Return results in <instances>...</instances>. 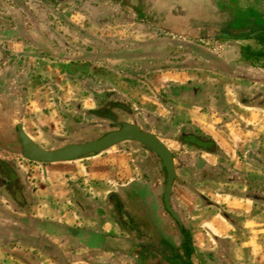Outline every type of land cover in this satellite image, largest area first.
Listing matches in <instances>:
<instances>
[{
    "label": "crops",
    "instance_id": "obj_1",
    "mask_svg": "<svg viewBox=\"0 0 264 264\" xmlns=\"http://www.w3.org/2000/svg\"><path fill=\"white\" fill-rule=\"evenodd\" d=\"M79 15L87 20L88 15ZM44 24L18 22L10 16L0 19V134L8 133L9 125L18 124V109L9 110L6 98L18 96L8 88H18L22 79L18 75L25 65L33 77L49 70H70L72 62L101 73L129 74L154 71L153 64L160 61L159 56L147 61V56L131 54L128 45L103 41L99 45L80 27L73 31L60 26L59 34H51ZM83 25L89 33L99 31ZM124 27L134 39L151 36L153 30L138 32L134 26ZM232 49L213 47L206 52L211 62L202 66L211 74L205 83L197 80L205 95L193 98L184 92L170 101L160 99L165 108L172 102L173 112L146 117L148 130L165 144H174L176 177L194 186L188 189L176 182L171 196L192 237L193 259L189 264H196V258H203L205 264H264V66L244 63L238 49ZM34 71L37 74H32ZM176 74L162 77L159 88L149 80L148 90L158 92L165 84L163 91L168 92L172 85L193 81ZM147 101L152 102L151 98ZM184 127L213 142L196 149L178 146L167 138L168 133L177 135ZM123 157L98 154L65 162H32L37 164L32 167L26 163L23 167L29 175L24 177L11 169L6 174L11 158L0 155V264H182L173 263L176 256L164 260L151 237L119 224L111 194L135 204L138 213L153 204L165 225L160 232L173 234L169 242L174 248L181 244L179 231L160 206L162 176L154 181L150 176H136L135 166L121 164ZM12 185L15 189H9ZM147 230L152 231V227ZM169 242L162 243L171 246ZM61 245L65 248L62 256L52 259L49 246L55 249Z\"/></svg>",
    "mask_w": 264,
    "mask_h": 264
},
{
    "label": "rangeland",
    "instance_id": "obj_2",
    "mask_svg": "<svg viewBox=\"0 0 264 264\" xmlns=\"http://www.w3.org/2000/svg\"><path fill=\"white\" fill-rule=\"evenodd\" d=\"M86 1L89 25H92L93 21L98 20V18L91 17V13L99 14V16L117 14L112 6L108 12L104 9L97 10V12L89 11L91 10L90 5H95V2L92 3V0ZM124 1L125 3L128 2L126 4H129V7L136 3L141 11L149 10L151 16H166L170 21L168 25L177 23V25L184 26V29H188V31H190V24L194 21H198V24L205 27L221 26L228 16V10L230 9V12L234 8L231 5L234 2L232 0ZM82 3L85 4L86 2L83 0ZM257 4L258 6L256 7L263 13L264 0H257ZM75 11V13L72 11V14H78V10L75 9ZM247 14V11H245V16ZM103 16L100 18H103ZM210 19L214 20V24L210 25ZM78 23L84 24L83 22ZM93 28L91 27L92 30H94ZM163 35L171 36L170 34ZM213 47L221 51L233 50L232 48H234V46L226 45L222 39H188V42L183 41L182 47L167 43L164 55L159 57L158 66L160 69L150 72L147 70H135L129 72V74L120 71H103L101 73L100 70L87 69V65H85L84 69L80 63L72 62L70 70H49L40 74L34 71L32 74L37 75L32 77L30 71L26 68L27 65H25L23 72L20 76L18 75V78H22L18 88L13 86L8 88V92H17L18 96L13 95L11 98H6L7 108L11 111L18 109V123L24 127L34 141L45 148H55L67 143L92 139L106 131L116 129L118 123L125 121L136 122L148 130L149 126L146 123L149 120L146 117H162L164 113L173 112L174 109L172 102L167 104L166 108L165 103L160 104L159 102L160 99L169 101L173 99L167 91H163L165 84L161 85V89L158 92L155 89L150 91L148 90L149 80L154 83L155 87L159 88L162 77H174L176 73L179 77L178 73H182L181 77L183 79L191 77L193 80L202 79L205 83L208 74L211 73L201 63L211 62L205 54L210 52L209 50ZM176 51L177 54L181 52L183 54L182 57L174 58ZM231 77L233 78V76ZM100 81L103 86L100 85ZM151 87L153 86L151 85ZM149 93L151 97L148 96ZM148 98H151V103H148ZM105 103H113L114 105L106 106ZM96 110L100 111L98 114L103 115V118L92 114ZM110 113L114 118L109 116ZM2 119L0 115L1 122H3ZM153 122L156 123V121ZM13 127L9 125L7 128L8 133L5 135L0 134V155L11 158V165L6 164V174L11 169L13 173H23L24 177H26V173L28 175L29 173L25 171L23 164H31V167L37 164H32V161L21 156L20 144L15 132H12ZM137 146L139 145L135 142H125L123 145L117 146V148H112L113 152L104 153V155L109 157L113 153H123L124 150L131 152V154L139 155ZM129 157L131 156L120 158L124 167H127L130 162ZM12 187L15 189V185H12L9 189ZM160 235L161 238L164 236L169 239L173 238V234L168 236L166 233L160 232ZM54 248L49 246L48 251L52 257H55L52 259L56 260L59 256H62V250H65V248L62 245L60 248L56 246ZM201 259L203 260V258H196V264H205Z\"/></svg>",
    "mask_w": 264,
    "mask_h": 264
},
{
    "label": "flooded vegetation",
    "instance_id": "obj_3",
    "mask_svg": "<svg viewBox=\"0 0 264 264\" xmlns=\"http://www.w3.org/2000/svg\"><path fill=\"white\" fill-rule=\"evenodd\" d=\"M234 1L231 3V5L234 7L230 12L228 10V16L225 18L224 23L221 24V26H201V24H198V21L192 22L190 25V31L188 29H184V26L177 25V23H174L172 25H168L169 19L166 16H159L154 15L151 16L149 10L147 11H141L140 8H138L136 3H133L131 7H129V4H126L124 0H92V3L95 2V5L91 4L89 11H95L97 10H105L110 11V7L112 6L114 10H116L117 14H106L103 16V18H98L97 21H93L92 25L88 24V21L85 20V17L80 16L79 14L87 15V1L85 4H83V0H0V19L1 17H7L10 16V18H15V20L18 18V22H25L28 23H47L44 24L43 27L45 30L50 32L51 34H59L61 32L60 26L63 28L67 27L68 29H72L73 31H78V28L83 29V33L87 32V35H91L92 37H95L101 45V41L104 43L110 42L111 44H117L119 46H130L129 47V53L134 55H140V56H147V61L150 60V58L154 60H158L157 57H161L164 55V50L167 47V43H170L172 45H177L179 47L183 46V41H187L188 39H207V40H219L222 39L226 43V45L234 46L235 49H238V53L240 55V59L244 63H250L251 65H262L264 66V58L263 57H250L247 58L245 54H243L244 48H250L251 50H261L264 49L263 43L259 41V39L256 38L258 33L260 31L251 32L254 28H257L258 21H261L264 19V12L262 13L261 10H259L256 6L257 0H232ZM246 1L245 3H243ZM140 5V4H139ZM141 6V5H140ZM231 6V7H232ZM143 8V7H142ZM76 10H78V14H72L75 13ZM235 9V10H234ZM234 10V11H233ZM238 11V12H237ZM245 11H247V16H245ZM11 14L17 15V18L14 16H11ZM126 14V15H125ZM251 14V15H250ZM23 19H22V18ZM85 23L86 29L90 28L91 26L97 27L99 31H94L95 33H89L88 30H84V25L78 23V22ZM55 22L57 23L55 25ZM214 24V20H209ZM131 25L137 28V31L140 32V30L144 29H153L151 30L152 35L147 36L143 39H134L131 37V34H129L127 28L124 26ZM31 25V24H30ZM101 26H103L102 29ZM183 29V30H182ZM82 32V30H80ZM163 34H170L171 36H164ZM99 35H102L104 39L100 38ZM247 41V42H246ZM104 51V50H103ZM182 53H178L177 51L174 53V58L180 56ZM207 57V54H205ZM208 58V57H207ZM214 62H218L217 59H213ZM252 63H251V62ZM159 62V61H158ZM159 63L153 64V69L157 70L160 69L158 66ZM202 65V63H201ZM144 68H148L147 66H144ZM168 88V87H167ZM187 92L188 96H193L197 94L200 96H203L206 94V90L204 86L197 82V80H193L189 82V85H172L168 88V94L171 98L180 97L182 93ZM190 94V95H189ZM196 96V95H195ZM165 101L164 99L162 102ZM106 106H112L113 103H105ZM100 111L96 110L93 111L92 114L95 116H100L103 118V115L98 114ZM110 117L114 118L113 115L110 113ZM173 121V119L170 120V122ZM123 123H133L137 124L136 122H120L116 126L118 128ZM140 126L139 124H137ZM141 127V126H140ZM152 134L150 130L144 129ZM15 134L17 133V127L12 128ZM107 132V131H106ZM183 133V134H182ZM28 136L31 137L29 133L26 132ZM159 138L157 134H154ZM170 135V136H169ZM17 137V134H16ZM167 138L169 140H173L176 145L181 146V144L187 145L191 148H203L208 147L213 142L212 139H207L205 136L199 135L195 130H189L184 127L183 132H178L177 135H172L168 133ZM18 139V138H17ZM33 139V138H32ZM160 139V138H159ZM161 140V139H160ZM162 141V140H161ZM19 142V140H18ZM36 142V141H35ZM125 142H135L139 146L137 148L139 151V155L137 154H131L129 151H123V153H113L121 156H128L130 162L127 164V166H135V170H137L136 176H142L145 177L150 176L152 181L160 178L159 176H162V186H161V196H160V206L161 209L172 219V221L175 224V228L177 231H179V236H181V244L178 245L177 248H174L172 243L169 242L170 239L168 238H161L160 230L163 231L164 224L162 223V220L156 216V213L153 208V204H148L145 207V210L143 209V213H138L135 204L128 203L125 200H122L118 195L111 194L110 200H112V207L113 211L116 213V216L119 219V224L123 228H127L128 230H134L138 233H141L139 235H143L144 237H151L153 240L152 245L158 246L157 250L162 252L164 256V260L168 261V256H176L175 262L173 263H182V264H189L192 262V237L190 232L187 230L185 222L182 220V217L180 216V210L172 203V195H173V187L176 182H178L181 185H184L185 187H188V189H192L194 186L192 184H187L184 182V180H181L180 178L176 177V167H175V147L174 144H165L164 145L170 150L172 157H173V164H174V170H175V177L172 183V189L170 192V196L168 199L169 206L171 208V211L168 210L166 203L164 201V189L166 184V169L163 165L162 160L151 150H149L146 146L143 144L136 142V141H123L121 143H118L112 147H110L107 150H104L98 154H104V153H111L114 150L112 148L120 145H123ZM173 142V143H174ZM37 143V142H36ZM20 144V143H19ZM126 153V154H125ZM134 153V152H132ZM95 154V155H98ZM189 154H187L188 156ZM135 156V158H134ZM110 157V156H109ZM141 157V158H140ZM133 161V163H132ZM148 162V164H147ZM150 162V163H149ZM142 192V189H140ZM263 200V199H262ZM140 201V200H139ZM138 207L142 206L140 203H138ZM181 205H183V208H185V203L181 199ZM176 214V217L173 216V214ZM158 220V221H157ZM155 221H157L155 223ZM152 227V231H148L147 229ZM140 231V232H139ZM136 233V234H138ZM163 241L169 242L171 246H169L167 243L165 245L162 243ZM158 243H161L159 245ZM160 253V256H162ZM188 262V263H187ZM172 263V262H171Z\"/></svg>",
    "mask_w": 264,
    "mask_h": 264
},
{
    "label": "water",
    "instance_id": "obj_4",
    "mask_svg": "<svg viewBox=\"0 0 264 264\" xmlns=\"http://www.w3.org/2000/svg\"><path fill=\"white\" fill-rule=\"evenodd\" d=\"M16 127L21 156L29 161L39 163L76 160L85 156L98 154L123 141H136L143 144L162 160L166 169L167 177L164 189V201L168 210L171 211L168 199L175 177L172 154L157 136L143 130L137 124L123 123L118 128L104 132L92 139L67 143L55 148H45L36 143L26 134L20 123ZM172 214L176 217V214Z\"/></svg>",
    "mask_w": 264,
    "mask_h": 264
},
{
    "label": "trees",
    "instance_id": "obj_5",
    "mask_svg": "<svg viewBox=\"0 0 264 264\" xmlns=\"http://www.w3.org/2000/svg\"><path fill=\"white\" fill-rule=\"evenodd\" d=\"M258 25L259 26L257 28H254L251 32L260 31L256 36V38L259 39V41L262 42L264 46V19L258 21ZM243 54H245L247 58L254 56L264 58V49L255 51V50H251L250 48H244Z\"/></svg>",
    "mask_w": 264,
    "mask_h": 264
}]
</instances>
